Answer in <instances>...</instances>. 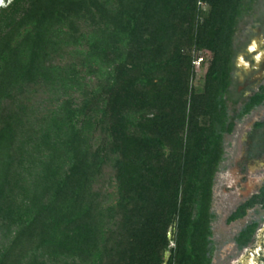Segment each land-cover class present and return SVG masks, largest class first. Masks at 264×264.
<instances>
[{
	"label": "trees",
	"instance_id": "16d2710c",
	"mask_svg": "<svg viewBox=\"0 0 264 264\" xmlns=\"http://www.w3.org/2000/svg\"><path fill=\"white\" fill-rule=\"evenodd\" d=\"M20 1L0 31V264H212L224 136L264 104L232 80L254 0Z\"/></svg>",
	"mask_w": 264,
	"mask_h": 264
},
{
	"label": "rangeland",
	"instance_id": "374dc122",
	"mask_svg": "<svg viewBox=\"0 0 264 264\" xmlns=\"http://www.w3.org/2000/svg\"><path fill=\"white\" fill-rule=\"evenodd\" d=\"M205 11L206 6L200 5ZM234 44L238 48L234 57L232 80L239 92L249 93L257 86L264 84V0H254L252 8L239 21L236 27ZM254 48L250 51V46ZM193 59L204 56V63L198 71L193 66L190 89L197 92L202 89L205 73L211 60L208 51H192ZM36 94L33 100H37ZM31 101L33 104L34 101ZM238 108V107H236ZM232 109L230 108V113ZM264 120V104L252 110L239 120H235L234 130L225 136V160L215 176L214 199L212 211L215 219L212 222V264H224L227 252L232 249V238L246 223L251 220L264 219V210L255 207L249 210L246 217L225 224L229 213L241 203L244 198L253 194L264 179V154L260 155V145L263 140L264 128L255 129L256 121ZM256 155L249 160L250 155ZM233 253V254H234Z\"/></svg>",
	"mask_w": 264,
	"mask_h": 264
},
{
	"label": "flooded vegetation",
	"instance_id": "af4514ba",
	"mask_svg": "<svg viewBox=\"0 0 264 264\" xmlns=\"http://www.w3.org/2000/svg\"><path fill=\"white\" fill-rule=\"evenodd\" d=\"M21 3L23 2H19V0H0V31L4 29L5 23L14 16L13 12L15 8ZM262 85L264 84L257 86L256 89L251 90L249 93H245L244 91L239 92V90L236 88V93L238 95L242 94V96H244V94H248V96H250ZM255 129L259 130L261 128ZM262 144L259 147L260 155L264 154ZM261 182V185H259V187L253 194H251L248 198H244L241 203L229 213V215L225 219V224L227 226L233 222L245 218L248 211L254 209L255 207H260L262 210H264V179ZM239 209L245 212L244 215L241 218H237L228 222V219L232 215L236 214ZM254 223L255 230L250 240L241 247L238 241L240 232L247 226H250ZM232 249H234L236 252H233L234 254L231 253L232 251L227 252V255L223 257L224 264H264V219L262 220L261 218L260 221H257L255 219L251 220L246 223L236 234H234L232 238Z\"/></svg>",
	"mask_w": 264,
	"mask_h": 264
},
{
	"label": "crops",
	"instance_id": "0c3cea01",
	"mask_svg": "<svg viewBox=\"0 0 264 264\" xmlns=\"http://www.w3.org/2000/svg\"><path fill=\"white\" fill-rule=\"evenodd\" d=\"M252 48H254V45H251V46H250V51L252 50ZM234 49H235V50L238 49V48L235 46V44H234ZM236 52H237V50L235 51V55H236ZM234 57H235V56H234ZM233 64H234V62H233ZM233 68H234V65H233ZM232 71H233V70H232ZM233 86H235L234 83H233ZM256 91H257V90H256ZM243 97H244V98H247V97H248V94H246V95L244 94ZM228 105H229V110H230V108L233 110L235 107H238V108H239V107L241 106V102L238 103V104H236V105L234 106V105H232V102L230 101V102L228 103ZM262 105H263V104H262ZM260 106H261V105H260ZM258 107H259V106H258ZM255 108H257V107H255ZM255 108H254V109H255ZM254 109H253V110H254ZM242 118H243V117H242ZM258 123L261 124V125H260L259 127H256L255 125L258 124ZM234 126H235V125H234ZM254 127H255V128H261V129L264 128V120H263V121H262V120H261V121H256V122L254 123ZM233 130H234V129H233ZM232 132H233V131H232ZM226 135H229V134H225V136H226ZM225 136H224V143H225ZM225 152H226V151H225V145H224V155H223V159H222V161H221V163H220V165H219V169H220L221 164H222V163L224 162V160H225V157H224V156H225ZM255 156H256V155H255ZM255 156H254L253 154L250 155L249 160H250V161H251V160H254ZM217 173H218V172H217ZM214 184H215V180H214ZM214 194H215V193H214V186H213V199H214V196H215ZM212 202H213V201H212Z\"/></svg>",
	"mask_w": 264,
	"mask_h": 264
},
{
	"label": "built area",
	"instance_id": "2783aa9c",
	"mask_svg": "<svg viewBox=\"0 0 264 264\" xmlns=\"http://www.w3.org/2000/svg\"><path fill=\"white\" fill-rule=\"evenodd\" d=\"M204 59V56H199L193 59L192 64L195 66V71H198L201 68L202 64L204 63Z\"/></svg>",
	"mask_w": 264,
	"mask_h": 264
},
{
	"label": "water",
	"instance_id": "95a60500",
	"mask_svg": "<svg viewBox=\"0 0 264 264\" xmlns=\"http://www.w3.org/2000/svg\"><path fill=\"white\" fill-rule=\"evenodd\" d=\"M167 257H168V253L166 254V259L165 260H167ZM164 264H166V261H165V263Z\"/></svg>",
	"mask_w": 264,
	"mask_h": 264
}]
</instances>
